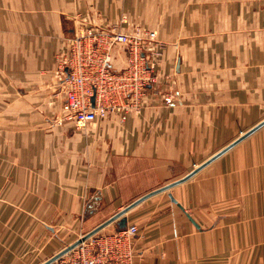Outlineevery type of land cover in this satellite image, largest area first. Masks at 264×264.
<instances>
[{
	"label": "crops",
	"instance_id": "obj_1",
	"mask_svg": "<svg viewBox=\"0 0 264 264\" xmlns=\"http://www.w3.org/2000/svg\"><path fill=\"white\" fill-rule=\"evenodd\" d=\"M85 26L156 32L162 55L143 106L81 130L55 70ZM263 120L264 0H0V264L45 263ZM126 217L134 264H264V126Z\"/></svg>",
	"mask_w": 264,
	"mask_h": 264
},
{
	"label": "built area",
	"instance_id": "obj_2",
	"mask_svg": "<svg viewBox=\"0 0 264 264\" xmlns=\"http://www.w3.org/2000/svg\"><path fill=\"white\" fill-rule=\"evenodd\" d=\"M153 36L138 28L133 32L81 28L56 60L55 74L62 77L65 89L62 119L82 130L99 116L143 106L155 78V61L162 55V45ZM119 44L127 47L129 58L127 66L117 71L111 65V52ZM137 234L138 227L131 224L113 234L94 235L52 264H134L132 241Z\"/></svg>",
	"mask_w": 264,
	"mask_h": 264
},
{
	"label": "water",
	"instance_id": "obj_3",
	"mask_svg": "<svg viewBox=\"0 0 264 264\" xmlns=\"http://www.w3.org/2000/svg\"><path fill=\"white\" fill-rule=\"evenodd\" d=\"M264 126V120L258 124L257 126H255L253 129H251L249 132H247L246 134H244L243 136H241L240 138H238L235 142H233L232 144H230L229 146H227L225 149H223L222 151H220L218 154H216L213 158H211L210 160H208L207 162H205L203 165H201L200 167L196 168L194 171H192L189 175H187L185 178L178 180L176 182H173L167 186H164L156 191H153L151 193L146 194L145 196L139 198L138 200H136L135 202L131 203L130 205H128L127 207H125L123 210H121L120 212H118L117 214H115L114 216H112L110 219H108L107 221H105L104 223H102L100 226H98L97 228H95L94 230H92L91 232L85 234L82 238L78 239L77 241H75L74 243L68 245L66 248H64L61 252H59L58 254H56L55 256H53L52 258H50L48 261H46L43 264H52L54 261H56L58 258H60L62 255L68 253L69 251H71L74 247H76L78 244H80L82 241H85L87 239H89L90 237L96 235L99 231H101L104 227H106L107 225L118 221L117 222V231H122L125 230L127 227V217L126 214L132 209L134 208L136 205H138L139 203L143 202L144 200L148 199L149 197L156 195L160 192L163 191H167L169 189H171L172 187L183 183L184 181L190 179L191 177H193L195 174H197L202 168H204L205 166H207L209 163H211L213 160H215L216 158L220 157L221 155H223L224 153H226L227 151H229L232 147H234L235 145H237L239 142H241L242 140H244L245 138H247L248 136H250L251 134H253L254 132H256L257 130H259L260 128H262ZM171 196V195H170ZM172 198V197H171ZM173 201H175L172 198ZM176 202V201H175Z\"/></svg>",
	"mask_w": 264,
	"mask_h": 264
},
{
	"label": "rangeland",
	"instance_id": "obj_4",
	"mask_svg": "<svg viewBox=\"0 0 264 264\" xmlns=\"http://www.w3.org/2000/svg\"><path fill=\"white\" fill-rule=\"evenodd\" d=\"M153 34H154V36H155L157 33H156V32H155V33L153 32Z\"/></svg>",
	"mask_w": 264,
	"mask_h": 264
}]
</instances>
